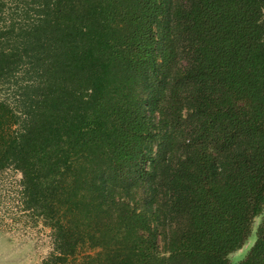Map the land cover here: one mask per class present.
<instances>
[{"label":"trees","instance_id":"trees-1","mask_svg":"<svg viewBox=\"0 0 264 264\" xmlns=\"http://www.w3.org/2000/svg\"><path fill=\"white\" fill-rule=\"evenodd\" d=\"M10 168L41 264H264V0H0Z\"/></svg>","mask_w":264,"mask_h":264},{"label":"rangeland","instance_id":"rangeland-1","mask_svg":"<svg viewBox=\"0 0 264 264\" xmlns=\"http://www.w3.org/2000/svg\"><path fill=\"white\" fill-rule=\"evenodd\" d=\"M31 61H25L21 66L32 67ZM31 75V72H30ZM20 76H23L20 74ZM26 79L20 77V83ZM31 81V79L29 80ZM16 90L17 86H13ZM21 178L20 172L15 169H8L0 175V196L12 194L18 189V182ZM261 216L255 218L253 231L259 223ZM9 225L0 227V264H41L42 260L52 249L50 229L40 220L29 217L6 219ZM254 236H251L244 246L229 255L231 262L241 259L253 243Z\"/></svg>","mask_w":264,"mask_h":264}]
</instances>
